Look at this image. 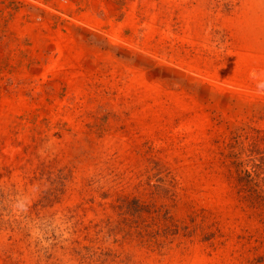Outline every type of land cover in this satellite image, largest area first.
Masks as SVG:
<instances>
[{
  "label": "rangeland",
  "instance_id": "374dc122",
  "mask_svg": "<svg viewBox=\"0 0 264 264\" xmlns=\"http://www.w3.org/2000/svg\"><path fill=\"white\" fill-rule=\"evenodd\" d=\"M253 192L264 0H0V264H264Z\"/></svg>",
  "mask_w": 264,
  "mask_h": 264
},
{
  "label": "trees",
  "instance_id": "16d2710c",
  "mask_svg": "<svg viewBox=\"0 0 264 264\" xmlns=\"http://www.w3.org/2000/svg\"><path fill=\"white\" fill-rule=\"evenodd\" d=\"M247 139H249V137H247ZM249 140L252 141V143H253L251 147H254L256 145L257 141H258V137L255 136V138H252V139H249ZM250 152H251V150H250ZM241 154H243V153H241ZM249 156H248V158H249ZM242 166H243L242 163H237L236 164L237 169L241 168ZM243 174H244V172H243ZM239 175H240V177H239L240 184L241 183H246L247 184V182H249V180H248L249 173L248 172H245V175L242 176V172L239 171ZM244 199L246 201H248L252 207L263 208L262 207V202H264V196H260V194H258V193L253 192V195L246 196V197H244ZM142 229H147V227L146 228L145 227L141 228V230L139 232V235H140L139 237L142 239V243L141 244H144L145 246H148V243L150 242V240L145 243V239H144L145 237L143 235ZM103 230L104 229L102 228V224H97L94 227H91V226L90 227H86L84 229V231H86V233L88 234V235L86 234L87 237L91 236V232L95 233L93 237H95V235H100L101 232H103ZM146 231L148 232V230H146ZM87 237L85 236L84 238H87ZM93 239H88V241L90 243H94ZM78 243L79 242H77V244ZM152 246L153 245H150V247H152ZM76 254L81 256V257H83L84 260H89L91 262L100 263V264H104L106 262V260L103 259L104 258L103 255L104 254H103V252L101 251L100 248L96 249V248H94L92 246L81 247L79 245L78 252L76 251Z\"/></svg>",
  "mask_w": 264,
  "mask_h": 264
}]
</instances>
